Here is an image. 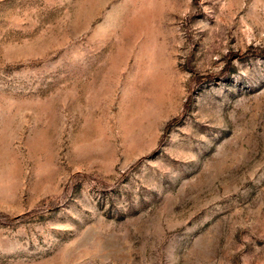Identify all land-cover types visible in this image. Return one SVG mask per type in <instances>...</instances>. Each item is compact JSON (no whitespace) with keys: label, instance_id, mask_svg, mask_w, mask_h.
<instances>
[{"label":"rangeland","instance_id":"1","mask_svg":"<svg viewBox=\"0 0 264 264\" xmlns=\"http://www.w3.org/2000/svg\"><path fill=\"white\" fill-rule=\"evenodd\" d=\"M0 264H264V0H0Z\"/></svg>","mask_w":264,"mask_h":264}]
</instances>
